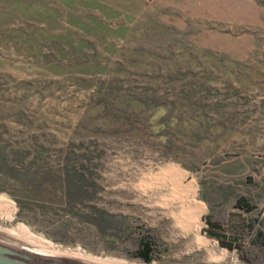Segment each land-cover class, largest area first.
Wrapping results in <instances>:
<instances>
[{
	"label": "rangeland",
	"instance_id": "rangeland-1",
	"mask_svg": "<svg viewBox=\"0 0 264 264\" xmlns=\"http://www.w3.org/2000/svg\"><path fill=\"white\" fill-rule=\"evenodd\" d=\"M160 103L181 137L148 128ZM0 145L26 149L0 178V229L123 264H264V0H0ZM61 149L80 188L32 176Z\"/></svg>",
	"mask_w": 264,
	"mask_h": 264
},
{
	"label": "trees",
	"instance_id": "trees-1",
	"mask_svg": "<svg viewBox=\"0 0 264 264\" xmlns=\"http://www.w3.org/2000/svg\"><path fill=\"white\" fill-rule=\"evenodd\" d=\"M142 99H139L137 97L132 98L130 101L128 100V105L131 104H138V105H144ZM156 110H160L158 120L156 124H151L152 115L151 112L149 113V116L146 117L145 122L148 123V128L157 134V138L159 140H162L165 137L169 136H182V133L180 130L173 129V122L177 121L181 123L183 120L181 119V111L175 110L172 108H168L169 104L167 103H160L156 104ZM168 108V110L164 111V108ZM186 109V107H185ZM178 112V116H174L175 113ZM125 113V112H124ZM130 114L134 115L135 118H141L145 114H147L146 111H136L132 110L130 111ZM127 120V119H124ZM147 128V129H148ZM157 128L160 129L155 131ZM133 129V128H132ZM146 130V128L144 129ZM141 131V130H140ZM154 135L149 136V138H153ZM162 142V141H161ZM35 147L39 148V145H36ZM42 147V146H40ZM24 147L18 145L15 148H13L10 145H0V178H3L5 176V173L3 170L8 167L10 158L13 156L14 158H17L20 162L23 160V155L25 154ZM74 157L73 151L61 149L58 151V164L59 165H45L44 167L40 169H35L34 172H32V176L38 177L40 173L38 172H46L47 175L53 176L54 173L58 172L59 176L57 177L61 181L66 182V185H71L72 187L80 188L82 185L79 183V180L83 177L82 174H79L80 170L83 169V166L80 164V160L76 159ZM44 170V171H43ZM62 176V177H61ZM63 178V179H62ZM63 183V182H62ZM203 221L207 225V227L202 229V234H204L207 238L216 240L219 242L221 247L227 248L228 250L232 251L236 249L235 243L237 242V237L233 235H228L224 230H222L218 225L212 223L207 217H203ZM262 235V234H260ZM156 253L154 247L148 242H140L138 248L134 252V257L141 259L144 263H149L152 260V256Z\"/></svg>",
	"mask_w": 264,
	"mask_h": 264
},
{
	"label": "bare ground",
	"instance_id": "bare-ground-1",
	"mask_svg": "<svg viewBox=\"0 0 264 264\" xmlns=\"http://www.w3.org/2000/svg\"><path fill=\"white\" fill-rule=\"evenodd\" d=\"M173 169V168H172ZM163 170V169H162ZM170 170V169H169ZM175 170V169H173ZM172 170V171H173ZM171 171V170H170ZM169 171V172H170ZM168 172V171H167ZM165 173V171H164ZM169 174V173H168ZM173 175V174H172ZM177 175V174H176ZM167 176V175H166ZM182 176V175H180ZM174 177V176H173ZM179 177V175H178ZM170 178V176H169ZM172 178V177H171ZM182 178V177H181ZM184 178V177H183ZM177 179V178H175ZM180 179V178H179ZM170 180V179H169ZM175 182V181H174ZM182 182V181H181ZM178 183V182H177ZM174 186V185H173ZM181 186V185H180ZM175 187V186H174ZM177 187V186H176ZM180 188V187H179ZM185 190V188H183ZM178 190V189H177ZM191 190V189H190ZM186 191V190H185ZM192 192V191H191ZM194 192V191H193ZM187 193V191H186ZM193 195V194H192ZM184 196V194H183ZM188 196V194H187ZM181 197V196H180ZM184 202V201H183ZM172 203V202H171ZM191 207V211L194 212V215L196 217H194V215H192L194 217V224H195V228L199 229V221H198V217L200 216V214L203 211V205L201 203L198 202H192L189 203ZM184 205V204H183ZM188 206V207H190ZM0 209L3 210L5 212L4 215H6L7 218H10L13 212V207L11 205V203L5 201V200H1L0 199ZM184 209V208H183ZM182 209V210H183ZM190 210V208H189ZM188 210V211H189ZM188 211H187V216H188ZM183 212V211H182ZM192 213V212H191ZM185 214V213H184ZM180 215V214H179ZM185 216V215H183ZM191 216V218H192ZM5 217V216H4ZM181 217V216H180ZM190 217V215H189ZM178 219V218H177ZM190 220V219H189ZM180 221V219H179ZM188 221V220H187ZM192 222V219L190 220ZM189 221V222H190ZM186 222V221H185ZM186 224V223H185ZM191 224V223H190ZM189 224V225H190ZM188 225V224H187ZM189 228V227H188ZM194 228V229H195ZM186 229V228H185ZM0 239L11 243L13 245L22 247L24 249L36 252V253H40V254H44V255H51V256H56V257H61V258H66V259H70L79 263H84V264H123L120 262H113V261H109V260H100V259H93L85 254L82 253H77V252H72V251H62L59 249H52L49 246L35 240L32 239L30 237H27L23 231V229L21 227H13L11 229H0ZM199 241H201L202 245H206L207 242H205L202 238L199 239ZM198 242V241H197ZM200 243V245H201ZM211 250V249H210ZM215 253V252H214ZM212 253V255L210 256V259L212 261H222L225 259L226 257V253L225 251L220 253L219 255H216Z\"/></svg>",
	"mask_w": 264,
	"mask_h": 264
},
{
	"label": "water",
	"instance_id": "water-1",
	"mask_svg": "<svg viewBox=\"0 0 264 264\" xmlns=\"http://www.w3.org/2000/svg\"><path fill=\"white\" fill-rule=\"evenodd\" d=\"M0 264H84L36 253L0 239Z\"/></svg>",
	"mask_w": 264,
	"mask_h": 264
}]
</instances>
